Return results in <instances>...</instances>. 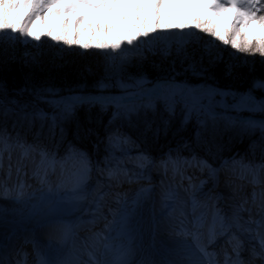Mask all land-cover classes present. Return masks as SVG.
Segmentation results:
<instances>
[{
    "label": "rangeland",
    "instance_id": "rangeland-1",
    "mask_svg": "<svg viewBox=\"0 0 264 264\" xmlns=\"http://www.w3.org/2000/svg\"><path fill=\"white\" fill-rule=\"evenodd\" d=\"M66 2L71 3L75 0H66ZM92 2L103 3L105 6L103 8L83 6L81 9L69 12L63 10L62 4L51 7L45 5L39 8L35 15H32L33 10L30 6L26 9L13 10L10 15L17 16L19 13L17 22L28 20L32 15L29 30L39 35L40 40L57 46L58 51L65 52V50L75 48L81 53L87 50L96 53L99 57L98 67L105 76L109 77L103 81L111 84L109 89L116 88L124 94L114 100L116 101L114 102L116 117L120 116L125 119L136 117L146 110H154L157 102L171 104V108L181 109V124L189 123L191 134L171 149L188 147L191 137L195 142L204 140L206 128L212 131L238 132L239 135L247 133L258 139L257 132L261 129L258 125L264 122V117H256V112L253 111L261 110L260 105L264 103V97L258 99L247 91L234 92L229 88L211 84L205 80L204 71L206 69L203 70V66L207 63L211 66L219 64L226 69L224 73L231 74V77L234 65L235 67L252 66L259 61H264V54L257 51L260 45L256 37H264V27H261L258 22L253 21L247 28L237 24L236 31H233L231 26L236 20L235 11L229 9L217 17L213 10L205 8L202 3L195 2V0H92ZM5 6L7 7V4ZM248 10L254 11V9ZM36 16H39V19H36ZM256 16L259 18L264 16V13L258 12ZM209 20L212 24H206V27L217 26L218 30L224 32L229 40L235 39L240 49L237 50L230 44L224 45L218 39H213L211 35L195 28L197 21ZM168 25L173 27L169 28ZM179 25H186V27L180 28ZM48 32H51L53 37L59 36L63 39L49 38ZM144 33H147V36L143 35ZM128 38L133 39L132 44L127 43ZM14 39L17 42L20 40V43L38 44L37 40L27 35L20 36L18 32L13 34L11 40ZM117 42L120 43V48L113 50L111 46ZM84 44L89 47L84 48ZM97 45H108V47H97ZM193 50L202 52L204 56H199L198 53L194 56ZM32 51L33 53L24 54L34 55L36 51ZM170 51L176 54L173 58H169L170 63L166 59L170 67L174 65L169 70L171 73H159L149 77L148 74H139L136 69L134 75L131 72L129 76H126L127 70H134L137 67L135 63L140 62L144 56L159 55V53L168 56ZM176 58L181 59L179 64L176 63ZM95 68L98 69L97 66ZM158 77H162L161 80L164 82H160ZM121 83L127 87H121ZM168 84L178 85L189 89L190 92L183 99L179 95L171 97L166 87ZM258 84L260 88H264V81ZM58 90L54 88L49 96L42 99L53 101L51 95ZM193 96L199 97L202 104V107L196 110L191 108ZM0 103L5 102L0 99ZM127 109H134V111L128 112ZM251 112L255 114L249 115ZM47 114L51 117L54 113ZM58 115L66 118L69 114L64 115L61 109ZM110 137H112L111 142L109 139L104 144L107 148L104 153H107L101 161L97 159L96 163L91 165L87 158L91 170L84 190L89 195L86 200L79 203L75 202V196L69 190L70 184L57 187L60 179L59 168L48 176L51 191L48 185L41 184L32 175L36 163L30 158L23 160L22 174L17 177L19 149L12 150V176L11 179H7L6 171L9 160L8 153H5L4 169L0 171V178L7 179L8 192L0 194V244L3 246V243L5 245L13 242L16 251L18 241L16 239L19 236L21 239L23 234L36 231L37 226L44 221L63 220L71 225L75 232H79L76 234V247L87 248L92 252L98 248V258L103 257L111 261L118 258L132 264L134 263L133 258L143 255L145 251L143 264H169L167 257L176 259L180 255L165 256L163 254L167 250L165 245L174 239L181 238L168 231L175 228L180 229V221L184 219L182 212L191 221L193 198L201 205H209L208 223L211 222L210 209L213 203L225 217H229L232 207L244 199L249 201L246 207L252 209L251 214L257 210L256 206L251 203L252 192L254 187L259 192L264 184L253 186L248 181L251 179L250 176L247 179H241L242 169L239 164L233 165L232 162L238 160L232 157L224 160L220 166L212 167L216 170L215 175L210 174L207 168L201 171L198 167L182 165L181 171L184 177H191L190 182L179 173H174L171 164L167 170L161 166V161L167 160L169 155L161 159L153 156L150 162H143L144 166L141 167L142 162L138 160V157L141 154L149 157L147 152L136 151L131 141L127 138L125 143L124 138L126 137L120 134H112ZM116 137H120V140L117 141ZM253 141L256 142V139ZM178 158L191 160L192 157H172L173 160ZM38 161L39 157H36V162ZM109 170L113 172L112 176L108 174ZM134 176H136L135 181L132 178ZM260 176L264 180V172H261ZM213 179L215 181L220 179L221 185L212 189V184L215 183ZM21 181L25 184L22 195L18 188ZM201 181H204L202 186ZM97 192L106 194L104 198L106 204L103 203L102 214L106 217L107 213L109 220L106 219L108 221L105 224L97 225L96 230L89 231L86 221L95 214V205L92 201ZM209 197L215 199L210 200ZM241 215L244 219H248L249 213L244 212ZM106 224L109 225L107 229ZM234 229L232 228L231 231L237 232ZM121 231L130 233L128 242L115 238L121 235ZM203 231H207V224ZM94 233H102V236L97 238L93 235ZM220 237H217L216 244L220 241ZM191 238L188 236L184 239L192 245L194 241ZM240 239L243 241V253L246 252V247H258L257 241L250 239L248 234H244ZM127 245H133L134 254L129 252L132 248H128ZM42 248L45 255L55 256L60 245L56 239L50 238L44 246H40L41 250ZM222 250H219L218 246H209V251L216 253V260ZM101 253L105 255L101 256ZM79 259L87 261L88 256L83 254V257ZM241 259L246 261V258ZM255 264H260L258 257Z\"/></svg>",
    "mask_w": 264,
    "mask_h": 264
},
{
    "label": "trees",
    "instance_id": "trees-1",
    "mask_svg": "<svg viewBox=\"0 0 264 264\" xmlns=\"http://www.w3.org/2000/svg\"><path fill=\"white\" fill-rule=\"evenodd\" d=\"M19 41L0 36V99L5 102L0 103V128H7L12 141H15L17 133L29 143L33 141V134L41 131V121L34 115L37 110L53 112L58 117V126L64 130L62 139L58 128L56 138L50 140L47 132L50 121L45 120L41 136L44 144L55 151L57 156H62L65 149L71 145L84 152L92 164H95L97 159L101 161L105 151L104 144L113 130L130 137L135 147L147 152L149 156H159L190 136L189 123L181 124L182 110L171 108L164 102H157L154 110H146L130 119L116 117L114 103L104 108L99 104L88 103L87 101L94 100L91 97L106 99L121 93L119 89H109L111 84L103 81L109 77L98 67L99 57L96 53L90 50L81 53L75 48L65 52L58 51L57 46H52L54 44L49 42L47 44L45 40L38 41V44ZM32 50L36 51L34 55L24 54L33 53ZM193 52L194 56L197 53L204 56L198 50ZM175 55L170 51L168 56L160 53L144 56L140 62L135 63L137 67L134 70H127L126 76L131 72L134 75L136 69L139 74H148L149 77L165 72L169 74L174 65L170 67L167 60L170 63L169 58ZM180 60L177 59L176 63L179 64ZM203 67V70L206 69L204 78L211 84L229 88L234 92L247 91L258 99L264 97V88H260L258 84L264 81V61L252 66L234 65L231 77V74L224 73L226 69L219 64L211 66L207 63ZM158 78L162 81V77ZM54 88L59 90L51 95L53 101L42 99L49 96ZM66 97L89 98L82 103H76L73 112L62 118L58 115L62 109L58 102ZM253 112L249 115L264 117L262 109ZM25 116L28 119H25ZM258 130L257 139L247 133L239 135L238 132L212 131L206 128L204 140L195 142L191 137L188 147H181L173 152L178 155H194L198 159L204 158L212 166L218 165L225 157L231 155H237L247 162H262L264 132ZM253 139H256V142Z\"/></svg>",
    "mask_w": 264,
    "mask_h": 264
},
{
    "label": "snow or ice",
    "instance_id": "snow-or-ice-1",
    "mask_svg": "<svg viewBox=\"0 0 264 264\" xmlns=\"http://www.w3.org/2000/svg\"><path fill=\"white\" fill-rule=\"evenodd\" d=\"M195 2L202 3L205 8L213 10L215 16L219 17L222 12L228 11L229 9L235 11L236 20L232 24V30L236 31L237 24L241 25L243 28H247L250 23L256 21L261 27H264V16L257 17L256 13H264V0H195ZM7 4V7L5 6ZM56 4H62L63 10L74 11L81 9L83 6L103 8L105 5L103 3H93L92 0H75V2L68 3L66 0H0V36H6L9 39L13 38L14 33H19L20 36L27 35L31 39L39 41L41 37L35 32L29 30V25L32 22V15H35L37 10L45 5L51 7ZM227 5V6H225ZM32 8V15L29 16L28 20L17 22V16L10 15L13 10L16 9H26L28 7ZM248 9H254V11H249ZM36 19H39V16H36ZM211 25V20L209 21H197L195 23V28L197 30H202L206 34H209L213 39H218L224 45H231L237 50L240 49V45L235 39L229 40L225 33L219 31L217 26L212 25L206 27L205 25ZM167 27L171 28L172 25ZM178 27L184 28L186 25H179ZM49 38H54L56 40H62L63 37H53L51 32L47 33ZM143 35L147 36V33ZM238 35V33H237ZM257 43L260 47L257 49L261 54H264V37H256ZM71 43L70 41H66ZM128 44L133 43L132 38L127 39ZM84 48H88L89 45L84 44ZM97 47H108V45H97ZM113 50L120 48V43H114L112 46ZM121 87H127L121 83ZM166 87L169 89L170 96L175 97L179 95L183 99L186 95L189 94L190 90L186 88H181L175 84H168ZM243 99V98H242ZM82 103L84 101H71V100H61L59 105L62 108V113L64 115L71 114L76 106V103ZM88 103L99 104L102 108L106 107L110 103H114V100L107 99H94L87 101ZM118 103V102H117ZM171 107V104H169ZM202 107L199 97H192L191 108L196 110L197 108ZM261 109L264 110V103L260 105ZM128 112L134 111V109H127ZM35 117L41 121V131L33 134V141L29 143L26 138L22 137L19 133L16 134L14 143H9L12 139L10 134L7 131V128H0V171L4 169V154L8 153L9 164L7 166L6 176L7 179H11L13 166L11 164L12 150H20V159L17 162L16 166V175L19 177L23 171V160L31 159L36 163L35 168L33 169L32 175L44 185L49 186L51 191V185L48 180L50 173H55L57 168H59L60 179L57 183V187H64L65 185L70 184V191L73 192L75 196V202L79 203L80 201L86 200L89 193L84 190V186L87 183V177L90 172V167L87 163V156L85 153L79 149L68 146L65 149V152L62 156H57L56 152L51 150L46 144L41 140L43 134V122L49 120L47 132L48 138L54 140L57 136V130L59 128V135L61 139L63 138V128L58 126L57 115L53 114L51 117L47 113L37 110L35 112ZM214 118V117H213ZM25 119H28L25 116ZM31 126V121H29ZM261 131L264 132V122L260 124ZM110 142L112 137L109 138ZM116 140L119 141L120 137H116ZM124 142H127V138H124ZM36 157H39L38 163L36 162ZM138 160L141 161V167L144 166L143 162H150V158L146 155L141 154L138 157ZM233 165L239 164L242 169L241 179H247L248 176L251 177L249 183L253 186L264 184V180L261 179L260 173L264 172V163L261 164H244L242 162L233 161ZM169 164L172 165L174 173H179L184 177L183 172L181 171V166L186 165L189 167H198L203 171L207 168L210 174L215 175L216 170L212 168L206 160L198 159L196 156H193L191 160L183 159L173 160L171 156L167 160L161 161V166L167 170ZM227 166V162H225ZM110 176L113 175V172L109 170L108 173ZM191 182V177H184ZM7 179L0 178V194H6L8 192L7 188ZM204 181L200 182L202 186ZM18 188L21 190V195L23 194V189L25 184L21 181L18 184ZM105 193L97 192L92 203L95 205V214L93 219L87 221L86 223L95 225L99 218L107 219L102 215V208L105 198ZM170 198V196L168 197ZM210 200H214V197H209ZM248 199H244L241 203L236 204L231 209V215L225 217L221 210L215 206L213 203L211 205V222L208 223V213L209 205H201L200 202L193 198L191 203V216L192 219L189 221L187 216L182 212L181 215L184 216V219L180 221V231L178 235L185 237H192L194 244L185 246L190 252V256L186 257L177 262H169V264H219L215 259L216 253L209 251V246L214 244L218 236H227L228 243L231 245L232 256H229L225 252V259L223 264H253L255 258H259L260 264H264V187L261 188L259 192L254 190L251 196V203L256 206L259 218L254 219L251 215L252 209L246 207L248 205ZM203 208V210H200ZM249 213L248 219H244L241 213ZM63 222H54V227ZM207 224V231H203L205 225ZM108 224L105 225L107 229ZM235 228L237 232H232L231 229ZM248 234L249 238L257 241L258 247H253L251 249V256L253 260L245 261L241 259V251L243 248V241L240 239V235ZM95 237L100 238L102 233H94ZM107 247V245H105ZM194 249V250H193ZM88 260L84 261L79 258L73 261L67 260H45L43 258L38 259V264H128L126 260L119 261H108L103 258H98L94 252H87ZM103 256V253H101ZM195 256L193 260L191 257ZM0 264H6V262L0 258ZM17 264H22V262L17 261ZM26 264V261L24 262Z\"/></svg>",
    "mask_w": 264,
    "mask_h": 264
},
{
    "label": "bare ground",
    "instance_id": "bare-ground-1",
    "mask_svg": "<svg viewBox=\"0 0 264 264\" xmlns=\"http://www.w3.org/2000/svg\"><path fill=\"white\" fill-rule=\"evenodd\" d=\"M228 175V174H227ZM214 180V179H213ZM130 181V180H128ZM135 181V180H134ZM213 182H216L215 180ZM226 182V181H225ZM128 184H130L129 182H127ZM133 183V182H132ZM134 184V183H133ZM215 183L212 184V189H213V185ZM221 185V180L219 179L217 181V184H216V187L220 186ZM129 186V185H128ZM137 186V185H136ZM135 187V186H134ZM224 187V186H223ZM130 188V187H128ZM122 189V188H121ZM126 189V188H125ZM124 190V189H123ZM122 192V191H121ZM215 192V191H214ZM104 193V192H103ZM214 195V194H213ZM217 197V196H216ZM139 202V201H138ZM106 204V203H104ZM140 204V203H139ZM141 205V204H140ZM141 208V207H140ZM139 209V207H138ZM137 209V210H138ZM102 211H103V208H102ZM252 217L254 219H258L259 218V214H258V211L255 210L253 212V214H251ZM90 218V217H89ZM191 218V217H189ZM89 221V220H87ZM86 221V222H87ZM54 222H63L62 224H59L57 225L56 227H54ZM76 224H74L75 226ZM97 222L95 223V225H92L90 224V227H88V230L91 231L92 229L96 230L97 229ZM84 226V225H83ZM122 228V227H121ZM172 229H174L172 226H171ZM74 228L69 225L66 221H63V220H55V221H49V222H46L44 223L42 226H40L37 230V233H34V240L32 241L33 242V247H30V246H27L29 243H26V244H23L19 251H18V255L16 256L17 258V261L20 260V258L24 259L26 261V264H38V259L40 258H43L45 259V255H44V251L42 252V250L40 249V246H41V241H45L46 242V239L47 238H54L58 241L59 245H60V248L58 250V253L57 255L55 256H51V254H47L46 256L48 258H46L45 260H66L67 258V261H73L77 258H80V257H83V254H87L88 251H90V249L88 250L87 248H83V247H79L77 248L76 247V244L77 243V239H76V234H79V232H75L73 230ZM124 229V228H123ZM84 230V229H82ZM167 230V229H166ZM180 229L179 228H176L172 231H168L170 234H176L177 236H179L181 239H174L173 241L171 242H168L166 246L167 250L164 251V255H168V254H177V255H180L179 257H176L173 258V257H170V258H166V260L168 262H174V261H180L182 259H185L186 257L190 256V252L188 250V248L185 246L186 244L188 245H191L190 243H188L189 241H187L186 239H184L185 237L184 236H181V235H178ZM101 232V230H100ZM122 232V231H121ZM129 232H122L121 235L119 236H115V238H119V240L121 239L122 242H128L129 240ZM175 236V237H177ZM184 237V238H183ZM183 238V240H182ZM170 239V238H169ZM192 239V238H191ZM118 240V241H119ZM192 241V240H191ZM190 241V242H191ZM256 242V241H254ZM100 243V242H99ZM116 243V242H115ZM133 243V242H132ZM164 243V242H163ZM4 244V243H3ZM84 244V243H83ZM111 244V243H110ZM135 244V243H134ZM137 244V243H136ZM146 244V243H145ZM114 245V244H113ZM258 246V245H257ZM110 247V245H109ZM127 247L129 248H132V246H129L127 245ZM113 248V247H112ZM148 248V247H147ZM101 249V248H100ZM110 249V248H108ZM107 249V250H108ZM139 249V248H138ZM145 249V248H144ZM106 250V251H107ZM194 250V249H193ZM14 251V248L11 246V244H7L6 247H5V250L2 249L0 250V258H2L6 264H14L13 262L9 261L8 257H7V253H13ZM57 251V249H56ZM74 251V253H73ZM105 251V250H104ZM110 251V250H109ZM108 251V253H109ZM112 251V250H111ZM119 251V250H118ZM134 248L130 249V253L131 254H134ZM137 251V250H136ZM144 251V250H143ZM147 251V250H146ZM98 252H99V249L97 248L96 251H94L95 255L97 256L98 255ZM127 252V251H126ZM139 252V251H138ZM112 253V252H111ZM110 254V253H109ZM120 254V253H119ZM136 254V253H135ZM103 255H105L103 253ZM126 255V254H125ZM21 256V257H20ZM127 256V255H126ZM125 256V257H126ZM136 256V255H134ZM163 256V255H162ZM161 256V257H162ZM164 256V257H165ZM64 257V259H63ZM124 257V258H125ZM143 257L144 255H137L134 259V263L132 264H142V260H143ZM163 257V259H164ZM103 258V257H102ZM105 258V257H104ZM109 258V257H108ZM112 258V257H111ZM193 260L196 258L195 256L191 257ZM128 259V258H127ZM132 259V258H131ZM130 259V260H131ZM132 259V261H133ZM88 260V259H87ZM108 260V259H107ZM116 261H119V259H115ZM114 260V261H115ZM121 260V259H120ZM123 260V259H122ZM129 260V261H130ZM86 261V260H85ZM108 261H111V259H109ZM129 264V263H128ZM185 264H187L186 260H185ZM219 264H221V262H219Z\"/></svg>",
    "mask_w": 264,
    "mask_h": 264
}]
</instances>
